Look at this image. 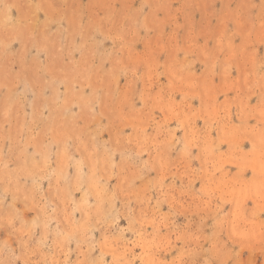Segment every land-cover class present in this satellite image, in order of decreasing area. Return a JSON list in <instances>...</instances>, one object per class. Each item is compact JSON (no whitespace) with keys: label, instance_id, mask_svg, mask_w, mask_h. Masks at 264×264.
Masks as SVG:
<instances>
[{"label":"rangeland","instance_id":"374dc122","mask_svg":"<svg viewBox=\"0 0 264 264\" xmlns=\"http://www.w3.org/2000/svg\"><path fill=\"white\" fill-rule=\"evenodd\" d=\"M0 264H264V0H0Z\"/></svg>","mask_w":264,"mask_h":264}]
</instances>
